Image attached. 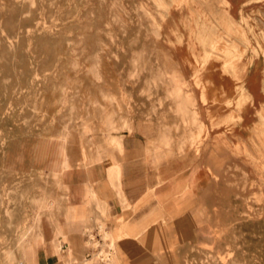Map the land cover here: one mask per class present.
<instances>
[{
    "label": "rangeland",
    "instance_id": "374dc122",
    "mask_svg": "<svg viewBox=\"0 0 264 264\" xmlns=\"http://www.w3.org/2000/svg\"><path fill=\"white\" fill-rule=\"evenodd\" d=\"M116 139L211 180L177 264H264V0H0V264Z\"/></svg>",
    "mask_w": 264,
    "mask_h": 264
},
{
    "label": "crops",
    "instance_id": "0c3cea01",
    "mask_svg": "<svg viewBox=\"0 0 264 264\" xmlns=\"http://www.w3.org/2000/svg\"><path fill=\"white\" fill-rule=\"evenodd\" d=\"M116 141L121 152H109L113 160L106 157L105 163L72 166L63 172L60 213L53 221L41 220V240L34 246L30 264L178 263L183 240L197 225V205L210 188L208 174L191 166L181 168V161L174 160L151 169L135 140H127L125 148L120 139ZM152 156L155 162L159 155ZM184 184L187 194L180 199L178 190ZM99 226L110 237L122 227L124 235L113 249L110 240L99 245L102 252H110L103 262L85 258L83 230Z\"/></svg>",
    "mask_w": 264,
    "mask_h": 264
},
{
    "label": "built area",
    "instance_id": "2783aa9c",
    "mask_svg": "<svg viewBox=\"0 0 264 264\" xmlns=\"http://www.w3.org/2000/svg\"><path fill=\"white\" fill-rule=\"evenodd\" d=\"M98 227L90 228L86 227L83 230L84 242L87 248V253L85 258H95L96 260L103 262L107 261L109 258V251L102 252L99 248V245L103 242L102 238L99 235Z\"/></svg>",
    "mask_w": 264,
    "mask_h": 264
},
{
    "label": "bare ground",
    "instance_id": "6f19581e",
    "mask_svg": "<svg viewBox=\"0 0 264 264\" xmlns=\"http://www.w3.org/2000/svg\"><path fill=\"white\" fill-rule=\"evenodd\" d=\"M117 142V141H116ZM117 170V169H116ZM116 172V171H115ZM250 234H253V233H250ZM257 235V234H256ZM252 237H253V235H252ZM254 238V237H253ZM259 240V239H258ZM257 240V241H258ZM260 241H262V240H260ZM263 243V242H262ZM262 246V249L264 250V244H262L261 245ZM34 247V246H33ZM23 250H24V253H25V255L26 256H29V257H32V254H33V248H32V246L31 245H29V243L28 244H26V245H24V247H23ZM260 251H262L261 250V248H260ZM264 255V254H263ZM25 258V257H24ZM251 260V259H250Z\"/></svg>",
    "mask_w": 264,
    "mask_h": 264
}]
</instances>
